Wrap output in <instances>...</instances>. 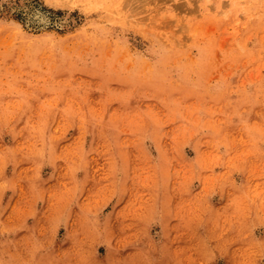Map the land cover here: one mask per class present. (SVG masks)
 I'll use <instances>...</instances> for the list:
<instances>
[{"label":"rangeland","instance_id":"obj_1","mask_svg":"<svg viewBox=\"0 0 264 264\" xmlns=\"http://www.w3.org/2000/svg\"><path fill=\"white\" fill-rule=\"evenodd\" d=\"M0 264H264V0H0Z\"/></svg>","mask_w":264,"mask_h":264},{"label":"bare ground","instance_id":"obj_2","mask_svg":"<svg viewBox=\"0 0 264 264\" xmlns=\"http://www.w3.org/2000/svg\"><path fill=\"white\" fill-rule=\"evenodd\" d=\"M30 10V9H29ZM28 11V10H27ZM33 11V10H32ZM33 13V12H32ZM35 13H37V12H35ZM39 13V12H38ZM41 13V12H40ZM42 14V13H41ZM46 14V13H45ZM33 15H34V13H33ZM39 15V14H38ZM26 16V15H25ZM40 16V15H39ZM48 17V16H47ZM39 18V17H38ZM30 19V18H29ZM45 19V18H44ZM35 22H37V21H35ZM44 22H46V21H44ZM41 24V23H40ZM44 24V23H43Z\"/></svg>","mask_w":264,"mask_h":264}]
</instances>
